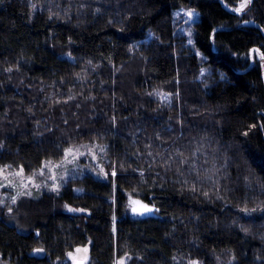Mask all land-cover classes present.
Listing matches in <instances>:
<instances>
[{"label": "trees", "instance_id": "obj_1", "mask_svg": "<svg viewBox=\"0 0 264 264\" xmlns=\"http://www.w3.org/2000/svg\"><path fill=\"white\" fill-rule=\"evenodd\" d=\"M241 1L0 0V168L98 144L106 174L0 212V259L264 264V0Z\"/></svg>", "mask_w": 264, "mask_h": 264}, {"label": "rangeland", "instance_id": "obj_2", "mask_svg": "<svg viewBox=\"0 0 264 264\" xmlns=\"http://www.w3.org/2000/svg\"><path fill=\"white\" fill-rule=\"evenodd\" d=\"M241 4L242 1L237 7H241ZM248 4L249 2L242 8L243 11L248 9ZM189 12L192 13L191 16L188 15ZM178 15L182 18L180 30L189 36L194 20L199 17L198 11L193 8H180L176 13V16ZM68 149L70 151L68 153L64 152L61 159L44 162L40 168L29 174L23 171L20 175H17L20 172V168H0L3 169V172L0 173V212L11 216L13 208H17V204L21 200L34 198L43 192L56 193L73 176L89 173L96 178H105L104 172L101 171L103 165L99 160L104 150L103 147L93 144L86 149ZM81 153L83 155H80ZM93 155L96 157L95 160L92 159ZM53 184L58 186L57 191L50 190ZM25 193H30L31 195ZM13 197H16L15 202H13ZM9 208L12 209L11 212H9ZM78 210L80 209L67 208V211L71 214L82 212ZM80 249L81 251L79 252L76 250L71 252L72 256L67 255L65 260L61 261L60 264H77V261H82V264H91L87 257V251L83 250L85 248ZM36 253L39 254L40 252L36 251ZM73 257L76 259H73ZM121 259L116 260L113 264H117ZM123 260L125 264V259ZM0 264L9 263L0 259Z\"/></svg>", "mask_w": 264, "mask_h": 264}, {"label": "snow or ice", "instance_id": "obj_3", "mask_svg": "<svg viewBox=\"0 0 264 264\" xmlns=\"http://www.w3.org/2000/svg\"><path fill=\"white\" fill-rule=\"evenodd\" d=\"M248 2H249V0H242L241 7H237V8L235 9V11H236V12H240V11L242 10V8L245 7V6L247 5ZM188 15L191 16L192 13L189 12ZM252 51H259V50H258V49H254V50H252ZM261 59H264V54L261 55ZM245 135H247V133H245ZM101 150H103V149H101ZM69 151H70V149H65V152H66V153H68ZM80 155H83V154L81 153ZM92 159H93V160L96 159L95 155L92 156ZM101 171H103V169H101ZM2 172H3V169H0V173H2ZM22 172H23V169L21 168V169H20V172H18L17 175H20ZM105 175H106V174H105ZM116 175H117L116 171L113 170V172H112V176L115 177ZM57 188H58V186H57L56 184H53V185H52V188H51L50 190H51V191H57ZM193 190H194V189H193ZM25 194H27V195H31L30 193H25ZM204 195L206 196L207 193H204ZM12 199H13V202H15L16 197H13ZM131 204H132V209H131V210H132L133 213H136V214H144V213H147V212H151V211H153V209L150 208L149 205L144 204L142 201H139V200H131ZM70 210H71V209H70ZM256 210H257V209H255V208H254V209H251V211H253V212H255ZM262 210H264V209H262ZM11 211H12V209L9 208V212H11ZM78 211H83V210L81 209V210H78ZM243 211L248 212L249 209L245 208V209H243ZM113 219H115V217H114ZM83 250H84V251H87L86 248L83 249ZM34 251L40 252V251H42V249H36V250H34ZM76 251L79 252V251H81V249L78 248ZM68 255L71 257V256H72V253H68ZM73 259H76V258L73 257ZM77 264H82V261H77ZM117 264H124V260H123V259L119 260V261L117 262ZM189 264H199V261L191 260V261L189 262Z\"/></svg>", "mask_w": 264, "mask_h": 264}, {"label": "water", "instance_id": "obj_4", "mask_svg": "<svg viewBox=\"0 0 264 264\" xmlns=\"http://www.w3.org/2000/svg\"><path fill=\"white\" fill-rule=\"evenodd\" d=\"M132 200H139V201H142L144 204H147L149 205L150 208L153 209V211L151 212H147V213H144V214H139L140 217H156V212H155V207L145 201H143L142 199L140 198H133ZM132 209V207H131ZM132 212V210H130ZM133 213V212H132ZM135 214V213H134Z\"/></svg>", "mask_w": 264, "mask_h": 264}]
</instances>
